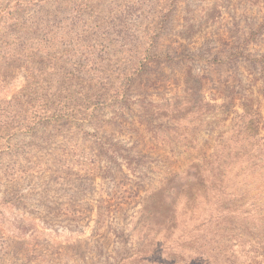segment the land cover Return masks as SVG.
<instances>
[{"label": "rangeland", "instance_id": "374dc122", "mask_svg": "<svg viewBox=\"0 0 264 264\" xmlns=\"http://www.w3.org/2000/svg\"><path fill=\"white\" fill-rule=\"evenodd\" d=\"M0 264H264V0H0Z\"/></svg>", "mask_w": 264, "mask_h": 264}]
</instances>
